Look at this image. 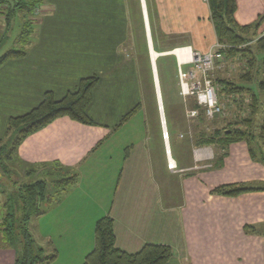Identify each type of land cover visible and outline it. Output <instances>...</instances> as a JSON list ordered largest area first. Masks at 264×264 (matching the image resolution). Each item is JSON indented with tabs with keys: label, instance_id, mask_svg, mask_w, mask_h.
<instances>
[{
	"label": "crops",
	"instance_id": "1",
	"mask_svg": "<svg viewBox=\"0 0 264 264\" xmlns=\"http://www.w3.org/2000/svg\"><path fill=\"white\" fill-rule=\"evenodd\" d=\"M235 2L239 26L252 25L264 13V0ZM139 4L147 52L150 41L156 60L174 50L154 49L150 20L160 28L190 30L186 46L198 53L216 45L206 0ZM37 9L25 55L0 66L1 129L35 108L45 93L59 100L81 79H99L86 110L94 125L58 118L24 139L10 160L33 172L77 175L76 183L45 204L30 224L56 251L54 261L84 264L94 248L96 222L110 217L115 247L128 254L163 245L172 250L166 264H264V163L250 158L245 142L229 145L220 162L211 147L190 145V161L179 160L175 146L181 132L176 127L171 145L164 116L168 144L163 140L160 114L145 110L149 104L127 63L133 56L128 0H40ZM0 10L10 12V19L16 15L9 3ZM10 22L5 20V32ZM257 34L264 35V22ZM169 157L175 170L167 168ZM228 185L258 190L238 196L213 192ZM14 258L13 251L0 250V264H13Z\"/></svg>",
	"mask_w": 264,
	"mask_h": 264
},
{
	"label": "rangeland",
	"instance_id": "2",
	"mask_svg": "<svg viewBox=\"0 0 264 264\" xmlns=\"http://www.w3.org/2000/svg\"><path fill=\"white\" fill-rule=\"evenodd\" d=\"M128 3L133 18L131 42L133 56L131 61L129 60L127 63H132L134 77L137 78L136 80L138 85L142 87L141 99L144 102H148L149 104L145 110H147L150 114L153 113L155 117L159 118L160 113L158 110L155 93V84L151 68V57L147 52L145 30L142 21L139 0H128ZM150 8L151 7L149 6V9ZM34 14L35 16L38 15V9L34 12ZM35 16H31V13L16 12V15L11 19L8 31L5 32L7 11L0 10V57L10 50H19L20 47L17 42V38L21 33L23 23L32 17L35 19ZM262 16H264V13L259 15L258 19ZM263 22L264 20L260 24L262 25ZM255 23H252V25ZM150 28L155 50L159 49L164 52H171L175 49L187 48L188 46L186 45H189L191 36L187 34L188 32L186 31H190L187 28H160L158 27L157 22H152L151 20ZM182 30L184 31L181 32ZM213 37L217 42L214 29ZM248 37L250 38L251 36ZM251 51L254 56V62L252 69L250 70L249 79L241 78V76L246 72L247 68L245 63L246 61L243 59L241 54L236 55L232 59L226 58L224 54L221 55L222 57H220V61L217 63V65L222 67L220 69H215L214 72L209 75L216 90L218 103L222 108V113L213 119H209L203 114V111L197 105L195 98L187 97L184 99L180 96L176 58L173 55H170L159 57L156 60L162 102L164 104L163 112L165 120H167L166 125L168 127L169 134L171 135L170 144L174 145L173 134H178L176 133L177 128L183 136V141L180 140L175 146L179 160L182 163L187 164L190 161L189 150H191V148H188L187 145L196 147V133L202 132L209 135L216 129H219L220 131H228L227 129L236 127V123H238V127L242 128L243 130H246V126H249L248 128H251V131L255 134L259 132L260 125L264 118V91H262L260 88V83L263 82L262 60L264 57V48H259L257 45H252ZM118 68L121 69V66H118ZM121 75L122 73L119 74V76ZM221 81H229L237 87L249 90V92L241 94L234 93L235 95L227 94L224 91L222 92V89H224V84H221ZM252 96L256 98V102L254 114L251 116L250 104ZM193 103H196L197 109L192 108ZM193 110H198L199 115L192 120L191 118H188V113ZM247 119H252L251 124L245 125L242 122V120ZM174 124H176V126H174ZM7 127L8 126L6 123L5 128L1 129L2 127L0 123V138L3 140V146L6 148V150L0 154V163H2L0 164V250H10L14 252L15 248L20 246L18 244L20 236L19 233L16 232L11 235V228L18 229L22 225L20 220L22 213L19 209H16V207L13 205L14 202H11L10 200L14 190H16V188L22 187L24 184H29L40 179L44 180L46 184V191L45 197L39 203V211L41 212L44 209L45 204L49 203L51 200H56V196L62 190L63 186L59 181L66 179L67 176L66 173L58 171H53V173L29 171L25 169L26 167L23 168L19 165H14L12 161L6 160L5 158L7 150L11 148L14 139H16L18 136L17 131L12 130L8 132ZM255 140V148L257 149L259 147L260 149L259 145L261 142L258 139ZM13 184H15V186ZM34 217L30 219L26 227L35 241V247H42L44 249V252L42 253V258H44L46 256H50V254L55 250L52 249L48 243L44 242L43 240L41 241L40 238L35 235L34 230L32 229L33 227L30 226V224L33 225L34 223L32 222ZM9 234L11 235L9 239L11 242L6 241V238L9 237ZM49 264H62V261L60 258H58L57 261H53Z\"/></svg>",
	"mask_w": 264,
	"mask_h": 264
},
{
	"label": "trees",
	"instance_id": "3",
	"mask_svg": "<svg viewBox=\"0 0 264 264\" xmlns=\"http://www.w3.org/2000/svg\"><path fill=\"white\" fill-rule=\"evenodd\" d=\"M9 3L11 12H26L34 16V11L40 5V0H0V4ZM210 13V21L217 37V44L220 48L217 49L219 55L232 59L238 54H241L246 61V72L242 78H250V70L252 69L254 56L251 51L252 45H257L259 48H264V35L258 37L257 30L260 23L264 20V16L260 17L254 25L239 26L234 20L236 12L235 0H206ZM10 12H7L8 22ZM34 17L26 20L23 23L21 33L17 38L19 50H10L0 57V66L8 61L22 58L25 55L30 36L33 32ZM248 36H251L250 38ZM262 73H264V57L262 60ZM99 79L96 76L81 79L77 88L68 92L61 99L56 100L51 92L44 94L42 101L28 113L10 118L8 120L7 130H15L18 133L14 139L12 146L7 150L6 160H11L20 143L31 134L43 129L54 120L67 117L70 120L83 124L94 125V122L88 116L86 110L92 102L93 91L98 85ZM224 84V91L227 94H241L249 92L244 88L237 87L229 81H221ZM260 88L264 91V82L260 83ZM234 94V95H235ZM251 116L254 114L256 98L251 97ZM163 104V102H162ZM164 106V104H163ZM137 106L128 114L122 121H126L135 114ZM193 109H197L196 103H193ZM164 109V108H163ZM252 119L242 120L245 125L251 124ZM167 122V120H166ZM242 123V124H243ZM167 124V123H166ZM246 126V130L238 127H232L220 131L214 130L207 135L202 132L196 133L195 145L197 148L211 147L217 152V161L220 162L226 156V150L229 145L238 142H245L248 145V152L252 160H259L264 163V118L260 125V130L257 134L251 131V128ZM258 139L260 149L255 148L254 142ZM6 150L3 146V140L0 139V154ZM224 150V151H223ZM224 152V153H223ZM260 156V157H259ZM2 164V163H0ZM77 175H70L66 179L59 181L63 186L62 190L70 188L76 183ZM15 186V184H13ZM258 189L248 188L243 185H228L216 188L213 192L227 195L238 196L249 191H257ZM46 184L44 180H36L29 184H24L22 187L16 188L12 193L11 202L16 209L22 213V225L17 228H11L13 233H19V241L15 248V258L13 264H49L56 258V251H53L50 256L42 258L44 249L35 247L32 235L26 227L30 219L38 216L39 203L45 197ZM248 231L255 232L253 227H247ZM6 238L10 241L11 235ZM18 237V235H17ZM9 243V242H8ZM17 244V245H18ZM14 245V244H13ZM172 257V250L168 246L163 245H145L139 252L135 254L125 253L115 247V236L113 231V221L110 217H103L96 222L94 230V248L85 257L84 264H166Z\"/></svg>",
	"mask_w": 264,
	"mask_h": 264
},
{
	"label": "built area",
	"instance_id": "4",
	"mask_svg": "<svg viewBox=\"0 0 264 264\" xmlns=\"http://www.w3.org/2000/svg\"><path fill=\"white\" fill-rule=\"evenodd\" d=\"M188 58L182 59L176 58L177 62V78L179 84V94L184 99L187 97H193L196 100L197 105L202 109L203 114L209 118L214 117L222 113V108L218 103L216 90L210 79V74L215 69H220L222 66L217 65L220 61L221 55L218 54L217 49L220 46L216 43L207 53L200 54L196 51H192L189 47ZM188 66L187 70L183 67ZM199 115L198 110H193L188 113V118L192 120ZM164 141L168 140L166 134L162 133ZM167 168L169 170H175V163L171 164L167 161Z\"/></svg>",
	"mask_w": 264,
	"mask_h": 264
},
{
	"label": "bare ground",
	"instance_id": "5",
	"mask_svg": "<svg viewBox=\"0 0 264 264\" xmlns=\"http://www.w3.org/2000/svg\"><path fill=\"white\" fill-rule=\"evenodd\" d=\"M143 2H144V0H143ZM144 16H145V18H146V12H145V9H144ZM172 55L175 56V57H177V58H179V60L181 61L182 59L188 58V56H189V49H188V48L176 49V50H174V51L172 52ZM157 56H158L157 53L154 52V50H153L152 53H151V60H153L154 63H155V60H156ZM155 70H156V69H155V66H153V71H155ZM156 87H157V86H156ZM157 92H158V91H157ZM159 93H160V91H159ZM156 95H157V93H156ZM160 99H161V95H160ZM158 105H159V112H160V117H161V124H162V126H163V128H164V127H165V120H164L163 117H162V114L164 115V112H163V105H162V99H161V105H160V103H158ZM164 130H165V131H164ZM164 130H163L162 133L166 134L167 137H168V134H167V131H166L165 128H164ZM165 142L168 144V140H167V139H166ZM168 155H169V154H168ZM169 161H170L171 164L174 163V162L170 159V157H169Z\"/></svg>",
	"mask_w": 264,
	"mask_h": 264
},
{
	"label": "water",
	"instance_id": "6",
	"mask_svg": "<svg viewBox=\"0 0 264 264\" xmlns=\"http://www.w3.org/2000/svg\"><path fill=\"white\" fill-rule=\"evenodd\" d=\"M151 48H152L151 42L149 41V55H150V57H151V50H152ZM169 53H171V52H169ZM151 63H152V70H153V66H155V63L153 62V60H151ZM152 72H153V76H154V84H156L155 85V93H157V102L160 103V105H161V99H160L159 85H158L156 70L155 71H152ZM162 117L164 119V115L163 114H162Z\"/></svg>",
	"mask_w": 264,
	"mask_h": 264
},
{
	"label": "flooded vegetation",
	"instance_id": "7",
	"mask_svg": "<svg viewBox=\"0 0 264 264\" xmlns=\"http://www.w3.org/2000/svg\"><path fill=\"white\" fill-rule=\"evenodd\" d=\"M163 127V126H162Z\"/></svg>",
	"mask_w": 264,
	"mask_h": 264
}]
</instances>
